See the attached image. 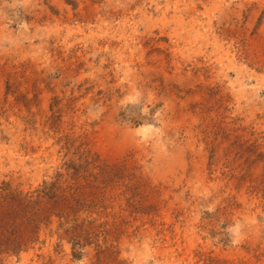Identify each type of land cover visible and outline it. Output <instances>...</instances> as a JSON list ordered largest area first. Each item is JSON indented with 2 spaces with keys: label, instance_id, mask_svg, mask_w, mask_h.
Instances as JSON below:
<instances>
[{
  "label": "rangeland",
  "instance_id": "obj_1",
  "mask_svg": "<svg viewBox=\"0 0 264 264\" xmlns=\"http://www.w3.org/2000/svg\"><path fill=\"white\" fill-rule=\"evenodd\" d=\"M57 178L97 240L0 264H264V0H0V186Z\"/></svg>",
  "mask_w": 264,
  "mask_h": 264
},
{
  "label": "trees",
  "instance_id": "obj_2",
  "mask_svg": "<svg viewBox=\"0 0 264 264\" xmlns=\"http://www.w3.org/2000/svg\"><path fill=\"white\" fill-rule=\"evenodd\" d=\"M72 189L64 187L59 178L27 193L11 190L5 183L0 186V254L27 250L37 241L41 226L53 223L56 217L60 240L72 243L74 257L82 256L83 247L98 236L94 222H79V214L99 202L94 199L87 205L79 187Z\"/></svg>",
  "mask_w": 264,
  "mask_h": 264
}]
</instances>
